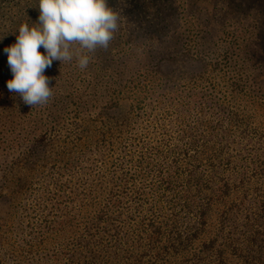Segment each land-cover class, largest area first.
<instances>
[{
    "label": "rangeland",
    "instance_id": "374dc122",
    "mask_svg": "<svg viewBox=\"0 0 264 264\" xmlns=\"http://www.w3.org/2000/svg\"><path fill=\"white\" fill-rule=\"evenodd\" d=\"M134 1L108 0L120 12L119 30L106 50L89 54L86 69L74 58L45 70L52 97L109 98L91 111L52 101L32 108L8 90L13 73L4 49L22 24L39 22L40 12L30 11L39 2L12 0L8 15L0 11V264H59L113 186L126 203L127 193L152 184L165 194L157 180L170 174L176 184L199 181L212 232L223 212L237 210L229 264H264V220L240 219L260 207L264 214V59H256L264 55L263 35H237L233 26L211 41L186 33L190 54L163 60V77L138 89L134 80L114 93L106 84L120 77L129 52L140 56L156 43L147 40L155 20L130 12ZM184 39L171 31L165 40L173 47Z\"/></svg>",
    "mask_w": 264,
    "mask_h": 264
},
{
    "label": "trees",
    "instance_id": "16d2710c",
    "mask_svg": "<svg viewBox=\"0 0 264 264\" xmlns=\"http://www.w3.org/2000/svg\"><path fill=\"white\" fill-rule=\"evenodd\" d=\"M148 1L152 4L150 12L143 8V0H135L130 12H142L155 20L147 40L156 43L153 49L145 50L140 56L133 49L129 52L128 59L123 61L120 77L106 84V88L114 93L128 88L134 80H138V89L152 79L163 77L160 72L163 60L190 54L185 42H188L192 31L202 34L203 40L211 41L216 36L231 33L225 30L230 26L234 27L237 35H246L254 30L256 35H263L264 45V0ZM11 2L0 0L2 14H9L7 7ZM38 6L30 8V11L39 13ZM255 16L262 22L259 23ZM167 17L173 20L172 24L165 21ZM171 31L183 32L185 39L181 45L175 42L173 47L169 46L165 39ZM193 54L198 55L196 52ZM119 58L124 59L125 56ZM260 58L264 59V55L256 56V59ZM57 96L49 100L54 107L70 104L83 111L101 108L110 102L109 98H101L98 93H78L72 96V101L69 96H61V99ZM173 165L170 169L176 173L180 166L177 162ZM173 179L170 174L167 181L157 180L166 185L165 194L159 195L152 184L135 196L127 193L126 203L125 197L119 194L122 191L113 186L101 206L90 213L83 234L76 238L70 253L65 254L59 264H229L228 254L236 241L231 229L237 210L234 214L233 210L223 212L217 229L212 232L213 214L207 197L202 198L199 193V181L189 179L176 184ZM192 185H197V189ZM262 211V207L256 208L240 219L248 223L263 221ZM237 255L244 258L242 250Z\"/></svg>",
    "mask_w": 264,
    "mask_h": 264
},
{
    "label": "clouds",
    "instance_id": "9594fccd",
    "mask_svg": "<svg viewBox=\"0 0 264 264\" xmlns=\"http://www.w3.org/2000/svg\"><path fill=\"white\" fill-rule=\"evenodd\" d=\"M39 22L19 27L16 42L5 47L13 78L10 92L29 106L47 105L53 96L45 70L54 60L88 67L98 48L107 49L119 30L120 12L108 0H40ZM45 50V53L40 51Z\"/></svg>",
    "mask_w": 264,
    "mask_h": 264
}]
</instances>
